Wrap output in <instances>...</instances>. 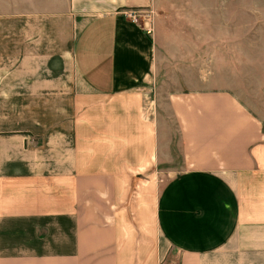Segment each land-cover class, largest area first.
<instances>
[{"label":"crops","instance_id":"obj_1","mask_svg":"<svg viewBox=\"0 0 264 264\" xmlns=\"http://www.w3.org/2000/svg\"><path fill=\"white\" fill-rule=\"evenodd\" d=\"M249 9L0 0V264H264V0Z\"/></svg>","mask_w":264,"mask_h":264},{"label":"rangeland","instance_id":"obj_2","mask_svg":"<svg viewBox=\"0 0 264 264\" xmlns=\"http://www.w3.org/2000/svg\"><path fill=\"white\" fill-rule=\"evenodd\" d=\"M250 17H251V13H250V9H249V0H247V1L243 0L242 18H243V20H247ZM146 175L147 176L143 177V179L141 178L143 180L142 182H144L145 185L142 182H140L139 187H137V184L135 185V188H134V186L131 187L129 199H128L127 205H126L128 207L126 214H128V216H129V221H134V218L137 220L136 214H139V216L142 220L145 219V217L142 214L143 210H145V207H142V205H143L144 200H146L145 197H149L146 194V192L149 193V192L153 191V185L152 184H154V188H155V190H157L158 182H160V181L163 182L167 177L170 176L169 173H167L166 171L165 172L162 171V172H158V173L156 172L154 181L152 182V184H149L148 183L149 182L148 181V179H149L148 175H150V172H146ZM155 184H156V186H155ZM147 200H149V199H147ZM137 222H139V221H137ZM130 226H132V224H130Z\"/></svg>","mask_w":264,"mask_h":264},{"label":"built area","instance_id":"obj_3","mask_svg":"<svg viewBox=\"0 0 264 264\" xmlns=\"http://www.w3.org/2000/svg\"><path fill=\"white\" fill-rule=\"evenodd\" d=\"M122 13L130 18L132 22L140 24L146 32H152L151 15L149 12H142L139 9H125Z\"/></svg>","mask_w":264,"mask_h":264}]
</instances>
